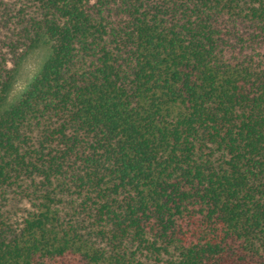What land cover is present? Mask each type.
<instances>
[{
    "label": "trees",
    "instance_id": "obj_1",
    "mask_svg": "<svg viewBox=\"0 0 264 264\" xmlns=\"http://www.w3.org/2000/svg\"><path fill=\"white\" fill-rule=\"evenodd\" d=\"M0 264H264V0H0Z\"/></svg>",
    "mask_w": 264,
    "mask_h": 264
},
{
    "label": "rangeland",
    "instance_id": "obj_2",
    "mask_svg": "<svg viewBox=\"0 0 264 264\" xmlns=\"http://www.w3.org/2000/svg\"><path fill=\"white\" fill-rule=\"evenodd\" d=\"M49 54V46L41 45L25 55L18 69L14 85L5 100L4 107L9 106L39 73Z\"/></svg>",
    "mask_w": 264,
    "mask_h": 264
}]
</instances>
